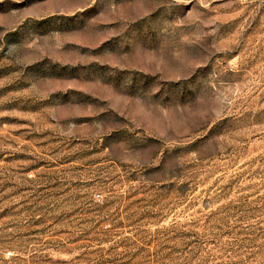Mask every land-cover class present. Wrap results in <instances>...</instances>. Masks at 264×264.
<instances>
[{"label":"rangeland","instance_id":"374dc122","mask_svg":"<svg viewBox=\"0 0 264 264\" xmlns=\"http://www.w3.org/2000/svg\"><path fill=\"white\" fill-rule=\"evenodd\" d=\"M0 264H264V0H0Z\"/></svg>","mask_w":264,"mask_h":264}]
</instances>
